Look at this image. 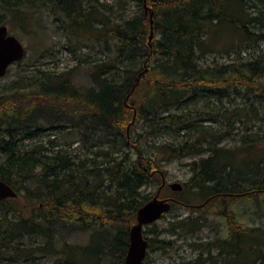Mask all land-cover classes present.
Here are the masks:
<instances>
[{"label":"trees","instance_id":"obj_1","mask_svg":"<svg viewBox=\"0 0 264 264\" xmlns=\"http://www.w3.org/2000/svg\"><path fill=\"white\" fill-rule=\"evenodd\" d=\"M8 12L35 32L56 23L78 62L27 75L24 57L0 92V178L18 192L0 199V264H125L137 210L155 195L141 188L156 172L166 185L160 154L195 157L183 187L228 229L173 264H264V226L234 209L264 194V154L251 153L264 138V0H0V24ZM221 29L236 54L209 60ZM81 67L88 86L74 80ZM169 224L144 225L148 248L172 247L162 234L192 235L206 217ZM80 231L87 243L71 239Z\"/></svg>","mask_w":264,"mask_h":264},{"label":"rangeland","instance_id":"obj_2","mask_svg":"<svg viewBox=\"0 0 264 264\" xmlns=\"http://www.w3.org/2000/svg\"><path fill=\"white\" fill-rule=\"evenodd\" d=\"M4 18L8 21L7 24L10 32L18 35L27 48V54L24 58V64H27V75L35 73L37 69L47 71L67 70L68 68L75 66L78 62V59L71 48H67L65 46L67 43L66 41L69 43V40L58 28L56 23L50 26L48 24L49 22H47V28L41 29L38 27L41 30L35 32L33 29H23L20 27L18 22H13V17L9 12L5 13ZM231 32L232 31L228 29H221L217 34V37L219 38L218 44L216 45L217 49L213 52L205 54V57L209 60L219 59L223 61L229 56L236 54L235 46L232 50L229 47V40L232 36ZM84 38L86 42H84L82 51H89V46L87 45L88 43H92V38L86 35ZM261 46L264 47V42ZM243 53L245 54V47L243 48ZM11 67H13L12 71L0 78V92L3 91L6 88V85L18 76V67L15 64ZM74 80L80 86L90 85L92 82L87 67L79 68L75 73ZM226 102L228 103V101ZM205 122L208 124L211 123L210 121ZM257 124L258 122L256 125ZM134 133L132 136H134ZM261 133L262 129H260V134ZM46 137V134L42 136L43 139H46ZM262 140V143L252 148L251 153L258 155L264 154V138ZM148 150L150 152L154 151L153 148H148ZM159 157L160 159L157 161L159 169L165 174L163 179L166 178V185L161 190V196L177 195V198L182 202V205L173 206L172 209L164 213L158 220H156L158 225L157 227L163 228L170 225V220L184 217L187 218L192 215H198L199 213L206 217V225L197 233L183 237L171 235L168 232L162 234L163 237L166 236L173 238L174 245L165 249L161 248L157 243L153 248H148L145 264H173L174 262L180 261L184 258L198 257L201 252V248H199V245L195 244V241H206L217 236L225 237L228 234V229L225 225L226 219L215 213L214 209H208L207 207L200 210L195 209L200 205L204 207V204H202L204 197H200L194 188L185 189L182 187V189L178 190V193H175L169 185L171 182H180L184 184L190 180L193 174L191 163L195 157L184 156L172 160L164 159L161 154ZM161 182L162 176L160 172H156L154 174V178L141 188V194L150 195L152 197L162 186ZM258 197L259 201H256L255 198V200L248 198L247 200L245 199L234 205V209L240 217V220L254 229L258 226H264V194H260ZM144 229L146 230L147 227L145 226ZM144 235L151 236V234L147 232H145ZM89 238V231H80L71 237L72 240H75V242L78 243H87ZM204 254H207V252L205 251ZM44 261L45 260H40L41 263Z\"/></svg>","mask_w":264,"mask_h":264},{"label":"water","instance_id":"obj_3","mask_svg":"<svg viewBox=\"0 0 264 264\" xmlns=\"http://www.w3.org/2000/svg\"><path fill=\"white\" fill-rule=\"evenodd\" d=\"M146 1V0H145ZM147 9V8H146ZM151 13V22H153ZM152 36V35H151ZM26 55V46L18 35L10 32L6 23L0 24V77H3L8 68ZM166 179H163V183ZM169 185L174 190H180L183 184L171 182ZM162 187V186H161ZM159 190L155 195L141 205L137 210V222L130 229V243L125 257V264H145L148 240L144 235V225L158 220L169 211L172 203L167 198L159 197ZM17 190L3 178H0V199L17 197Z\"/></svg>","mask_w":264,"mask_h":264},{"label":"flooded vegetation","instance_id":"obj_4","mask_svg":"<svg viewBox=\"0 0 264 264\" xmlns=\"http://www.w3.org/2000/svg\"><path fill=\"white\" fill-rule=\"evenodd\" d=\"M166 179V178H165ZM166 183V182H165ZM162 198H164V197H162Z\"/></svg>","mask_w":264,"mask_h":264}]
</instances>
